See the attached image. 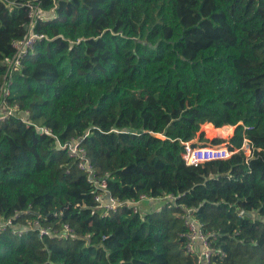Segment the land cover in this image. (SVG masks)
Segmentation results:
<instances>
[{
	"label": "trees",
	"instance_id": "obj_1",
	"mask_svg": "<svg viewBox=\"0 0 264 264\" xmlns=\"http://www.w3.org/2000/svg\"><path fill=\"white\" fill-rule=\"evenodd\" d=\"M39 1L43 38L14 73L7 104L62 143L79 139L120 202L176 200L102 213L75 159L10 115L0 123V215L67 224L74 237L7 227L0 264H195L181 206L223 252L210 264H264V0ZM27 21L24 6L0 0V86ZM203 128L232 133L233 153L187 165L184 142L208 141Z\"/></svg>",
	"mask_w": 264,
	"mask_h": 264
},
{
	"label": "built area",
	"instance_id": "obj_2",
	"mask_svg": "<svg viewBox=\"0 0 264 264\" xmlns=\"http://www.w3.org/2000/svg\"><path fill=\"white\" fill-rule=\"evenodd\" d=\"M2 1L9 7L15 4H21L24 6L27 10L28 21L24 25L23 36L12 41L13 54L3 61L5 69L3 81L0 86V123L10 115L20 114L26 126H34L40 134H47L53 137L56 147L66 150L67 154L75 159L77 168L85 174L87 181L92 186L96 208L101 210L104 214L115 211L117 206L122 203L132 207L134 212L144 214L150 209H141V204L143 203L151 202L154 206L159 205L157 207L159 208L162 203L174 202L176 198L173 195H164L157 198L141 195L138 200L120 202L112 197L108 191L107 174L103 176H97L95 174L94 168L90 163L85 149L79 145V139H71L62 143L52 133L50 128L32 122L26 118L25 113L19 112L16 105L11 106L7 104L6 96L9 92L8 87L14 73L19 71L22 67V59L33 51L36 41L43 38V35L37 33L34 30V27L38 20H42L46 17V13L41 8L39 0H25L22 3H18L17 0ZM193 142L194 141L184 142L182 158L187 165H199L212 160H225L233 153L227 148V146L199 145L196 144V142H194L195 145H192ZM243 145L248 146L249 149L248 141L246 139ZM181 208L183 210L182 218L187 227V233L185 234L186 249L189 253L193 254L195 264H210L213 255L222 256L223 252L212 247L209 239L210 234L203 231L202 224L195 217L193 210L184 206H181ZM7 227H12V233L16 235L22 234L27 229H34L39 238L43 236L59 238L74 237L73 230L67 224H61L59 229H54L50 226L41 225L38 217L21 224L15 222V216L5 218L0 215V230H5Z\"/></svg>",
	"mask_w": 264,
	"mask_h": 264
},
{
	"label": "rangeland",
	"instance_id": "obj_3",
	"mask_svg": "<svg viewBox=\"0 0 264 264\" xmlns=\"http://www.w3.org/2000/svg\"><path fill=\"white\" fill-rule=\"evenodd\" d=\"M52 11V12H51ZM50 11V16H53V10H51ZM46 15H47V13H46ZM202 128V127H201ZM233 130H234V127H232V133H233ZM203 134H204V137L205 138H208L209 140H211L212 138H221V139H223L224 141L223 142H221V143H219V144H214V143H212L211 141H205V142H201V141H198L197 139H194L193 141L194 142H196V144H199V145H219V146H226V140L232 135V133L230 134V135H227V136H225L224 134L226 133V130H223V131H221L219 134H215L214 135V133H211V130L210 131H206L204 128H203ZM225 136V137H224ZM243 150H244V152H245V154L246 155H248L249 154V149H248V146H245V145H243Z\"/></svg>",
	"mask_w": 264,
	"mask_h": 264
},
{
	"label": "crops",
	"instance_id": "obj_4",
	"mask_svg": "<svg viewBox=\"0 0 264 264\" xmlns=\"http://www.w3.org/2000/svg\"><path fill=\"white\" fill-rule=\"evenodd\" d=\"M158 206H154V204H152L151 202H146V203L141 204V209L157 208Z\"/></svg>",
	"mask_w": 264,
	"mask_h": 264
},
{
	"label": "water",
	"instance_id": "obj_5",
	"mask_svg": "<svg viewBox=\"0 0 264 264\" xmlns=\"http://www.w3.org/2000/svg\"><path fill=\"white\" fill-rule=\"evenodd\" d=\"M234 129H235V127H234ZM152 135L155 136V137H162V135L159 134V133H152ZM242 213L245 214V215H248L250 217L254 216V213H249V212H242Z\"/></svg>",
	"mask_w": 264,
	"mask_h": 264
}]
</instances>
